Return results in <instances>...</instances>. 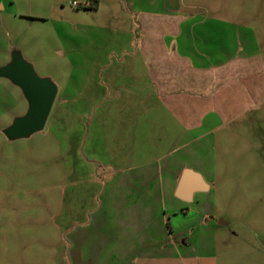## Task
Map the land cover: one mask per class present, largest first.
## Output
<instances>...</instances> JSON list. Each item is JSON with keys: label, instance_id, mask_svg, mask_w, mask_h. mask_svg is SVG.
I'll return each instance as SVG.
<instances>
[{"label": "rangeland", "instance_id": "rangeland-1", "mask_svg": "<svg viewBox=\"0 0 264 264\" xmlns=\"http://www.w3.org/2000/svg\"><path fill=\"white\" fill-rule=\"evenodd\" d=\"M125 1L98 0L95 8L96 0H0V66L18 49L57 85L43 129L8 140L2 129L27 101L0 77V264H126L133 256L111 236L121 230L119 217L100 204L106 152L104 128L94 124L96 99L111 92L107 83L130 88L120 64L138 63L125 50L136 47L126 39L133 15ZM223 1L255 27L264 52V0ZM112 64L119 66L109 71ZM233 158L230 147L214 224L187 233V252L130 246L142 255L129 264H264V162L232 178L234 166L247 162ZM196 208L167 214L166 230L201 218Z\"/></svg>", "mask_w": 264, "mask_h": 264}, {"label": "crops", "instance_id": "crops-1", "mask_svg": "<svg viewBox=\"0 0 264 264\" xmlns=\"http://www.w3.org/2000/svg\"><path fill=\"white\" fill-rule=\"evenodd\" d=\"M125 3L133 15L126 39L136 45L125 50L138 63L120 64L130 88L107 83L111 92L96 99L94 124L104 128L106 152L100 204L120 219L119 234L111 236L121 253L133 254L129 264L142 254L127 247L187 252V233L214 224L230 147L234 162L247 160L234 166L232 178L264 162V52L255 27L223 0ZM186 169L206 183L188 200L176 194ZM194 206L201 218L166 230L167 214ZM78 255L84 262L80 249Z\"/></svg>", "mask_w": 264, "mask_h": 264}, {"label": "water", "instance_id": "water-1", "mask_svg": "<svg viewBox=\"0 0 264 264\" xmlns=\"http://www.w3.org/2000/svg\"><path fill=\"white\" fill-rule=\"evenodd\" d=\"M0 77L7 78L17 85L27 101L25 113L14 117L12 122L2 129L5 137L8 140H16L28 138L41 131L57 93L56 83L48 76L38 75L32 63L24 59L18 49H13L10 60L0 66ZM205 189L206 183L200 174L186 169L180 177L176 194L188 200L192 193Z\"/></svg>", "mask_w": 264, "mask_h": 264}]
</instances>
